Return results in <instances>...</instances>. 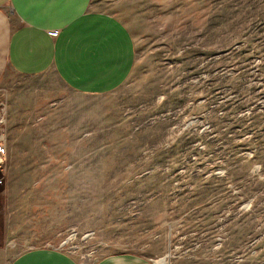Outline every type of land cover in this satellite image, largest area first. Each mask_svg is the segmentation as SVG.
I'll return each instance as SVG.
<instances>
[{
  "label": "rangeland",
  "instance_id": "obj_1",
  "mask_svg": "<svg viewBox=\"0 0 264 264\" xmlns=\"http://www.w3.org/2000/svg\"><path fill=\"white\" fill-rule=\"evenodd\" d=\"M91 7L129 28L134 70L97 96L53 73L0 84V264H264V0Z\"/></svg>",
  "mask_w": 264,
  "mask_h": 264
},
{
  "label": "crops",
  "instance_id": "obj_2",
  "mask_svg": "<svg viewBox=\"0 0 264 264\" xmlns=\"http://www.w3.org/2000/svg\"><path fill=\"white\" fill-rule=\"evenodd\" d=\"M91 2L0 0V84L13 75L36 77L53 73L72 92L82 95H103L119 88L134 70L135 41L118 17L93 9ZM56 125L42 122L37 128L56 129ZM60 135L53 133L54 137ZM6 193L8 198L9 188ZM154 262L124 252L88 264ZM10 264L83 263L61 248L44 247L29 249Z\"/></svg>",
  "mask_w": 264,
  "mask_h": 264
},
{
  "label": "built area",
  "instance_id": "obj_3",
  "mask_svg": "<svg viewBox=\"0 0 264 264\" xmlns=\"http://www.w3.org/2000/svg\"><path fill=\"white\" fill-rule=\"evenodd\" d=\"M3 123V119L2 117L0 118V124ZM2 136H0V151L3 149V142H2V139H1ZM0 160H1V157H0Z\"/></svg>",
  "mask_w": 264,
  "mask_h": 264
},
{
  "label": "bare ground",
  "instance_id": "obj_4",
  "mask_svg": "<svg viewBox=\"0 0 264 264\" xmlns=\"http://www.w3.org/2000/svg\"><path fill=\"white\" fill-rule=\"evenodd\" d=\"M158 264H166V261H165V258L162 257V258H159L156 260Z\"/></svg>",
  "mask_w": 264,
  "mask_h": 264
}]
</instances>
